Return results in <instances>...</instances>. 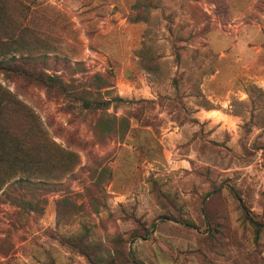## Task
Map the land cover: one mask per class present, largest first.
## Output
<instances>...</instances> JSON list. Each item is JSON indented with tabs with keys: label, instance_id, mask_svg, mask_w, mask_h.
I'll list each match as a JSON object with an SVG mask.
<instances>
[{
	"label": "rangeland",
	"instance_id": "rangeland-1",
	"mask_svg": "<svg viewBox=\"0 0 264 264\" xmlns=\"http://www.w3.org/2000/svg\"><path fill=\"white\" fill-rule=\"evenodd\" d=\"M10 33L110 101L0 73L28 151L0 183L22 161L61 182L37 214L0 200V264H264V0H0Z\"/></svg>",
	"mask_w": 264,
	"mask_h": 264
},
{
	"label": "trees",
	"instance_id": "trees-1",
	"mask_svg": "<svg viewBox=\"0 0 264 264\" xmlns=\"http://www.w3.org/2000/svg\"><path fill=\"white\" fill-rule=\"evenodd\" d=\"M5 29H8L6 27ZM13 33L7 34L4 39H0V73L9 76L14 79L22 78L29 83H34L46 88L47 93L63 95L72 101L78 102L84 109H102L105 107L110 100H94L83 96L81 93H70L66 85L62 82L60 76L51 75L46 73L44 70L36 68L42 59H46V55H32L28 52H23L20 46H16L14 43ZM37 62V63H36ZM43 62V61H42ZM46 62L44 61L43 64ZM97 77L100 76L97 74ZM118 100L121 98L112 97ZM111 98V99H112ZM4 104L2 98H0V159L3 155H9L5 152L8 147V152L11 154L15 153L11 158L12 160L18 159V156L22 153H27V147L21 143L14 142V139L6 140L9 134V128H6L2 122ZM22 158V157H21ZM22 159H25L24 157ZM18 164L19 168L13 164L6 172L7 176L12 178L1 180L0 183V200L4 203L14 205L21 211L28 214L40 213L44 207V201L47 197L49 188H53L56 185H61V182L57 184L55 181H51L44 172L43 169L35 170L31 164L25 161ZM14 173H16L14 175ZM38 175V176H36ZM42 176V177H40ZM231 193L234 198L238 201L241 208L244 209V218L248 220L254 226L260 227L261 224L254 220L245 210L244 205L241 202L240 197L236 191L231 187ZM65 198V197H64Z\"/></svg>",
	"mask_w": 264,
	"mask_h": 264
}]
</instances>
